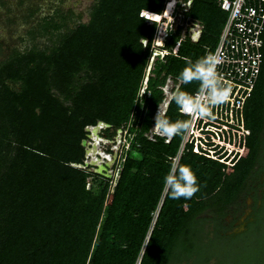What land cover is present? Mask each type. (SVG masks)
<instances>
[{"label":"trees","instance_id":"trees-1","mask_svg":"<svg viewBox=\"0 0 264 264\" xmlns=\"http://www.w3.org/2000/svg\"><path fill=\"white\" fill-rule=\"evenodd\" d=\"M14 1L0 0L7 23L38 16L36 0ZM189 1L180 0L175 15L199 23L200 38L192 42L188 28L177 56L154 61L141 99L155 24L139 14L162 13L166 0H96L87 22L74 27L65 23L74 11L57 5L27 23L24 51L0 40V264H134L145 243L141 264H264V33L261 72L244 107L248 154L232 174L184 153L177 167L192 169L199 190L174 199L164 177L183 132L168 144L145 136L168 78L181 81L176 92L199 90L200 81L185 83L180 74L214 49L226 19L217 0ZM181 36L177 26L164 47ZM179 109L172 98L163 117L186 122ZM98 122L108 125L109 140L129 124L116 178L78 167L85 129Z\"/></svg>","mask_w":264,"mask_h":264},{"label":"built area","instance_id":"built-area-1","mask_svg":"<svg viewBox=\"0 0 264 264\" xmlns=\"http://www.w3.org/2000/svg\"><path fill=\"white\" fill-rule=\"evenodd\" d=\"M217 1L220 10L226 14V19L214 49L208 51L206 57L215 56L220 58L221 62L217 65V73L221 81L229 87L230 91L228 92L227 99L218 104L209 103L203 95H199V99L207 105L204 108V111L208 113L207 115L193 114L182 108L179 109V113L186 118L185 123L187 127L181 135L177 153L171 159V171L176 169L180 157L189 151L232 169L239 159L246 157L248 154L246 141L250 135V130L245 125L244 107L254 91L261 72L263 60L264 0ZM178 2L179 0H177L170 12L173 22L175 17H177L175 9ZM186 6H190V1ZM184 21L186 26L178 44L184 39V33L188 28L191 41L197 42L200 38L202 26L197 22H191L189 18L184 19ZM155 22L156 24H161L158 23L159 20ZM173 22L169 19L165 25L167 31L171 32L177 26H183L182 24L174 25ZM158 35L159 38L163 39L165 46L169 33L165 36L162 32L158 34L156 30L153 39L157 38ZM156 43L155 41L151 43V59L163 60V57L167 54L177 56L178 48H176V44L169 51L164 46L157 45ZM148 78L144 74L138 94L139 99L144 95H149V92H146ZM171 83H173L171 79H167L164 86L160 88L164 96L162 103L172 99L179 87V85L172 87L167 92L165 88ZM199 93L200 87L198 91L190 94V96H198ZM138 98L137 101L139 100ZM122 129H125V132ZM122 129L124 133L123 136L121 135L120 154L115 151L118 159L121 158L123 151L127 150L130 145L129 139L131 134L127 127H123ZM121 130L120 132H122ZM155 134L158 137L164 138V143L166 144L171 139V137H165L160 131ZM154 136V134H151L150 140L154 141ZM107 155L108 157H104L105 160H109L111 157L109 154ZM157 214L158 211L154 220ZM145 247L146 243L141 248L140 254L134 264H141Z\"/></svg>","mask_w":264,"mask_h":264},{"label":"clouds","instance_id":"clouds-1","mask_svg":"<svg viewBox=\"0 0 264 264\" xmlns=\"http://www.w3.org/2000/svg\"><path fill=\"white\" fill-rule=\"evenodd\" d=\"M176 2L177 0H172V2L166 6V9L162 13H152L149 12L146 8H143L139 14L140 18L145 21L152 22L155 25L156 22L154 23V21H156L157 19H170L171 22H173V18L169 13L173 9ZM158 23H160V21ZM156 28L158 34L162 32L166 36L169 33V31L166 30L164 24H161L159 27L156 26ZM154 41L164 46V41L162 38H159V35L157 38L153 39L152 42ZM142 43L144 47H147L149 41L143 38ZM178 47L179 44L176 41V48ZM220 62V58L215 56L201 58L196 61L195 64H191V62H189L190 67L185 68L181 72L180 79L185 83H189L193 79L200 81V93L198 94V96H190L189 94L182 91L176 92L173 96V99L180 108L184 109L185 111H190L193 114L198 113L201 115H207L208 113L204 111V108H206L207 105L199 99V95H203L209 103L215 104L221 103L222 101L227 99V95L230 89L221 81L217 73V65ZM186 127L187 124L185 122H171L169 119L162 117L160 115V112H158L155 118L154 128L158 129L165 137H172L177 134H181ZM103 130L104 129L100 131L99 136ZM104 142L108 144V141ZM114 156L110 157L109 160L104 159L103 163L109 166L107 167V173H111V178H116L120 160V158L118 159L117 156ZM90 168L94 170L93 167ZM164 183L170 189L174 199H180L181 197H183L185 200L190 199L199 190L198 178L189 166L177 167L175 171L169 172L164 177Z\"/></svg>","mask_w":264,"mask_h":264},{"label":"rangeland","instance_id":"rangeland-1","mask_svg":"<svg viewBox=\"0 0 264 264\" xmlns=\"http://www.w3.org/2000/svg\"><path fill=\"white\" fill-rule=\"evenodd\" d=\"M12 1H14V0H12ZM95 1L96 0H63L62 2H60V0H36L35 3L37 5L38 11H39L38 16L30 18L28 21L19 20V22H17L16 24L15 23L14 24L7 23L6 17H8V16H7L6 10L8 8L6 7V5L4 7L0 6V14L3 15L5 13L4 17L0 16L1 17L0 18V40H4L5 44L7 46L9 45L11 48L16 47V49H19L20 51H24L26 49V47L28 46V44H30V42L28 40L27 41L25 40L24 42L20 41V39H21L20 37H23L24 39H26L25 33H26L27 29L30 28V25L27 23H33V24L35 23L36 24L38 22L37 19H40L41 17L47 15L48 12H49L48 14H51L53 12L54 7L59 5L63 14L68 13V12H66L68 8L72 9L74 11L71 19H69V17H68L67 20L65 21V23L67 24L68 27H74L73 26L74 22H76V23L87 22V20L89 18L90 7L93 5V3ZM12 3L15 4L16 2L14 1ZM22 10H23V8H22ZM178 14H179L178 11H176L177 17H175L173 23H174V25H179V24L183 25V26H181L182 27V34H183L184 27L186 26L185 25L186 20L184 21L182 16L178 15ZM77 15H81L79 20L77 19ZM56 18H57V21L59 22V17H56ZM146 22L148 25L151 24V22H148V21H146ZM160 25L161 24L155 25V31L157 30L156 26L159 27ZM39 35H40V33H39ZM46 39H47V35L46 36L42 35V36H39V38H37L38 41H45ZM156 44L160 45L158 42ZM151 50H152V48H151ZM149 60L150 61H149L148 65L145 69V74L148 77H152L153 76L152 70H153L155 60L153 58L152 59L150 58ZM81 74L84 75L83 73H81ZM98 75L96 74V76H98ZM93 77H94V75L91 72L87 73V75H86V78L88 80L92 79ZM75 78H76L75 81L80 80L79 75ZM168 79H170V78H168ZM171 82H173L172 79H171ZM180 83H181V81H178L177 84L171 83L168 86H166L165 89L167 92H169V90H171L172 87H177ZM162 105H163V103H161L158 106V108H157L158 112H162V107H163ZM159 110H161V111H159ZM154 125H155V120L153 117V124H152L149 132L146 134V138L148 140H150L151 134H154L155 135L154 137H156L157 135L155 133L159 132L158 129L154 128ZM127 126H129V124H127L124 127H127ZM122 130L125 132V129H122ZM123 131L117 132L116 136L118 137L119 140H120L121 135L123 136V133H124ZM150 141H152V140H150ZM91 143H92V145L90 144L89 140H86L84 145H82V143H81V146L84 148V151L88 150V153H87V156L85 157V159L87 161H93L97 164H103L104 163V157L105 156L108 157V155L105 152L108 147L107 146L104 147L103 143H101V142L95 143V141H92ZM117 149H119L118 145H116L114 150L116 151ZM115 151H114V155H115ZM84 165L85 164H83V166L80 167V169H86ZM171 166H172V160H171ZM87 172L93 173L92 168H90V167L87 168ZM224 173L226 175L232 174V168L224 169ZM109 175H111V173ZM88 181H91V179H89ZM89 187H90V182L86 185V188H89ZM250 204H251V200L247 199V205L249 206ZM249 209L250 208H248L247 212L250 211ZM157 210L153 214V217H155Z\"/></svg>","mask_w":264,"mask_h":264},{"label":"water","instance_id":"water-1","mask_svg":"<svg viewBox=\"0 0 264 264\" xmlns=\"http://www.w3.org/2000/svg\"><path fill=\"white\" fill-rule=\"evenodd\" d=\"M192 2V0H190V3ZM170 101H171V99L170 100H168V101H165L164 103H163V109H162V112L160 113V115L163 117L164 116V114H165V112H166V110H167V107H168V105H169V103H170ZM157 114H158V111H156L155 112V115H154V120H155V118H156V116H157ZM106 128H108V125H106V124H104V123H102V122H98L95 126H92V127H87L86 129H85V131L88 133L87 134V140H89V142H90V144L92 145V141H95V143L97 142V143H99V142H104L103 141V139L99 136V133H100V131L102 130V129H106ZM117 132H120V130H118ZM93 136H95L94 138H93ZM85 141L86 140H84V141H82V145H84V143H85ZM94 146V145H93ZM87 153H88V150H86L85 151V157L87 156ZM116 156V155H115ZM114 156V157H115ZM106 157V156H105ZM105 159V158H104ZM85 165V167H93L94 168V170H93V172L95 173V174H97V175H100V176H103V177H106V178H108V179H110L111 178V176L107 173V167H109L107 164H97V163H95V162H93V161H85V163H84ZM83 165H79L78 167L80 168V167H82Z\"/></svg>","mask_w":264,"mask_h":264},{"label":"flooded vegetation","instance_id":"flooded-vegetation-1","mask_svg":"<svg viewBox=\"0 0 264 264\" xmlns=\"http://www.w3.org/2000/svg\"><path fill=\"white\" fill-rule=\"evenodd\" d=\"M100 136L103 139V141H108V144L106 142H102L104 147L105 146L108 147L106 149V151L105 150L104 151L106 152V154H109L111 157H113L114 151H115L114 148L116 147V145H118V148H119V146H120V142L119 141H121V137H120V140H119L118 137L115 135L112 140H109V139H107V138L104 137V133L103 132L100 134ZM116 151H117V153L120 154V151L121 150L119 148ZM211 263H213V261Z\"/></svg>","mask_w":264,"mask_h":264},{"label":"bare ground","instance_id":"bare-ground-1","mask_svg":"<svg viewBox=\"0 0 264 264\" xmlns=\"http://www.w3.org/2000/svg\"><path fill=\"white\" fill-rule=\"evenodd\" d=\"M168 2H172V0H167V2H166V4L168 3ZM171 12V11H170ZM170 14V13H169ZM157 20H159L160 21V23L161 24H164V25H166L167 23H168V21L169 20H163V19H157ZM152 62V61H151ZM152 65V64H151ZM162 109H163V107H162ZM159 111H161V110H159ZM161 113V112H160ZM95 136H93V138H94Z\"/></svg>","mask_w":264,"mask_h":264}]
</instances>
